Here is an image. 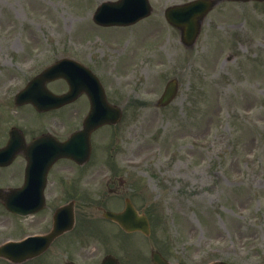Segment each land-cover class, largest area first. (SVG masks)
<instances>
[{"label": "rangeland", "instance_id": "1", "mask_svg": "<svg viewBox=\"0 0 264 264\" xmlns=\"http://www.w3.org/2000/svg\"><path fill=\"white\" fill-rule=\"evenodd\" d=\"M101 1L0 0V87L77 50L92 53L111 101L122 105L130 97L121 123L95 137L96 163L80 178L90 196L78 197L76 240L49 256L94 258V245H106L125 264H139L151 248L171 262L264 264V3L220 4L186 49L159 21L178 1L151 0L149 21L108 30L91 21ZM108 39L121 44V56ZM174 77L177 97L159 110L155 103ZM108 158L121 166V184L95 190L87 183L107 172ZM129 160L146 163L131 169ZM66 166L71 170L59 164ZM124 197L150 216L152 236H118L104 222L101 209L122 208ZM10 223L0 210V240Z\"/></svg>", "mask_w": 264, "mask_h": 264}, {"label": "water", "instance_id": "2", "mask_svg": "<svg viewBox=\"0 0 264 264\" xmlns=\"http://www.w3.org/2000/svg\"><path fill=\"white\" fill-rule=\"evenodd\" d=\"M138 0H133L132 1H128V0H125V1H122L120 2L119 6H113L112 8L108 7L107 5L106 6H103L101 8V14L100 16L102 18H104L103 14L104 13H108L109 15V21L111 22H119L120 19V16H121V13L123 11H126L127 9H129V11L131 12V14L135 13V11L137 10V7H138ZM135 4H137V7L133 8L132 6H134ZM131 7V8H130ZM107 9V10H106ZM134 9V10H133ZM141 14V13H140ZM173 14V13H172ZM106 15V14H105ZM129 17H132L133 15H128ZM142 16V15H140ZM139 15L136 16V18L140 17ZM188 35H189V31L188 32H183L182 33V40L183 42H187V38H188ZM193 38H191L190 40H192ZM175 83L172 82L170 83L168 86H167V89L165 91V94L164 96L162 97L161 101H160V104L164 105L166 103H168L175 95ZM107 216H110L112 218H114L115 220H117L119 223H122V221H126L125 223V227H128L127 226V223H128V217L124 214V215H112V214H107ZM132 228V227H130ZM140 229H142L144 232L145 230L147 229V226H143L142 228L139 227ZM155 261L158 263V264H166L165 262H163L158 256H155ZM110 264V263H109Z\"/></svg>", "mask_w": 264, "mask_h": 264}]
</instances>
